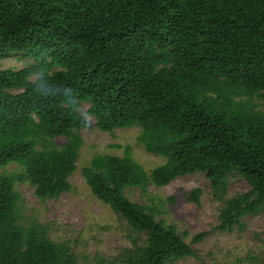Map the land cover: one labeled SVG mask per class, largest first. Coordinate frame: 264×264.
Returning <instances> with one entry per match:
<instances>
[{"label":"trees","instance_id":"1","mask_svg":"<svg viewBox=\"0 0 264 264\" xmlns=\"http://www.w3.org/2000/svg\"><path fill=\"white\" fill-rule=\"evenodd\" d=\"M10 56L28 61L0 69V264H77L46 225L20 223L15 184L28 183L40 203L72 190L82 104L98 130L138 128V143L162 159L147 170L125 148L80 170L138 235L123 264L194 255L158 219L150 187L204 174L220 232H242L245 217L264 214V0H0V60ZM38 69L49 95L34 90ZM59 137L66 143L55 147ZM231 177L248 191L228 197ZM201 195L186 199L198 205Z\"/></svg>","mask_w":264,"mask_h":264},{"label":"rangeland","instance_id":"2","mask_svg":"<svg viewBox=\"0 0 264 264\" xmlns=\"http://www.w3.org/2000/svg\"><path fill=\"white\" fill-rule=\"evenodd\" d=\"M28 59L11 56L0 60V69H20ZM88 105L82 104L78 113L86 125L77 134L81 139L77 168L69 181L72 190L59 198L40 203L28 183H16L19 193L18 211L20 223L24 226L41 223L48 227V237L53 242L66 243L74 251L77 264H123V256L138 241L126 222L108 206L97 200L85 184L80 170L88 165L95 154L122 155L129 148L132 157L143 168L151 170L162 163V159L145 152L138 143V128L115 130L112 134L97 129L96 121L87 114ZM66 143L64 138L53 140L55 147ZM118 146L119 148H115ZM13 167L8 168L10 171ZM200 189L199 204L187 201V195ZM247 184L231 177L228 197L248 191ZM149 192L159 200L161 215L167 225L174 226L184 242L190 245L194 255L175 260L169 264H229L239 260V264H264V214L247 216L243 219L244 231L234 229L220 232L218 212L220 205L212 200L206 177L194 173L179 177L162 188H149ZM173 199L171 203L169 200ZM132 201L143 204L138 193ZM204 234L201 240L193 242L195 236ZM255 264V263H254Z\"/></svg>","mask_w":264,"mask_h":264},{"label":"clouds","instance_id":"3","mask_svg":"<svg viewBox=\"0 0 264 264\" xmlns=\"http://www.w3.org/2000/svg\"><path fill=\"white\" fill-rule=\"evenodd\" d=\"M3 59H5V58H3ZM32 77H36V79L33 81V87H34V90L36 91V93L38 95L46 96V95L51 94L53 89L51 88L50 84L46 82L47 81V73L45 70H39L38 69V70L34 71L32 73ZM59 138H62V137H59Z\"/></svg>","mask_w":264,"mask_h":264}]
</instances>
